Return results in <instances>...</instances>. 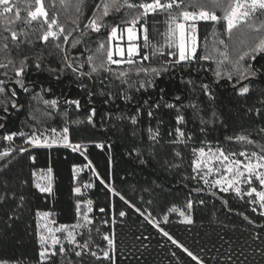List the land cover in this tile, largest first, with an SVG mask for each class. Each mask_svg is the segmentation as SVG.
Here are the masks:
<instances>
[{"label":"trees","instance_id":"16d2710c","mask_svg":"<svg viewBox=\"0 0 264 264\" xmlns=\"http://www.w3.org/2000/svg\"><path fill=\"white\" fill-rule=\"evenodd\" d=\"M104 2L43 0L48 20L55 18L65 28L47 42L41 39L48 27L44 18L26 23L35 0H10L14 11L0 15V65H7L0 67V152L10 150L0 157V261L264 264V210L259 203L245 193L218 188L195 168L200 148L264 154V53L252 52L264 32L247 24L229 32L222 19L203 20L190 61L109 63L112 29L129 26L143 10L117 0L103 16ZM150 2L128 0L132 5ZM226 7V0H183L170 11L205 10L223 17ZM93 18L101 24L99 32L85 27ZM262 23L264 14H258L257 27ZM20 67L24 71L17 76ZM242 72L251 78L243 95V86L233 88L246 80L240 79ZM76 100L78 104L72 103ZM13 133L11 141L4 140ZM33 135H49L58 143L66 136L71 147L28 148L24 143ZM76 145L80 147L74 151ZM49 169L52 185L46 193L37 187L36 175ZM89 200L91 223L85 224L77 204L84 212ZM43 213L52 214L57 226L84 225L74 230L80 244L88 241L82 255L76 256L81 249L62 238L65 252L58 246L55 255L41 260ZM104 236L113 241L111 246ZM104 251L110 259L103 257Z\"/></svg>","mask_w":264,"mask_h":264},{"label":"snow or ice","instance_id":"6c2138e0","mask_svg":"<svg viewBox=\"0 0 264 264\" xmlns=\"http://www.w3.org/2000/svg\"><path fill=\"white\" fill-rule=\"evenodd\" d=\"M63 3V0H61ZM183 0H166V2H162V0H151L150 3H142L140 5H132L128 4V0H124V3L127 4L128 7L130 8H140L143 11L140 12L139 15H137L135 18H133L130 22L129 27H127L126 31L128 33V39L130 41L136 39V31H135V26L137 22L141 19V17L147 16L149 13H156L158 11H167L169 12V22L171 25H174V27L169 28V35L172 38V42L175 43L176 47L178 48V54H179V60L180 61H185L189 60L192 56V54L195 52V47L193 46L191 49L188 48L187 42H186V33L187 32H195L196 25L195 21L199 20H211V21H219V20H224L226 21L227 24V30L231 32L233 29L237 28L238 26L242 24H247V27L250 30L256 31V32H264V23H262L259 27L256 25V19L258 18V14H264V0H226L227 7L225 8V12L223 17H218L214 12L210 13L205 10H201L199 12H190L187 10L180 11L177 15H172L171 11L173 7L175 6L176 8H180ZM0 5H3V12H0V15H5L8 13H11L14 11V8L9 6L10 5V0H0ZM117 5V0H105L103 4V16H107L109 14V8L110 7H116ZM99 7V5L97 6ZM118 10V8H117ZM16 18L19 19V11L15 12ZM40 18H44V23L48 25L47 30L44 31L41 39L45 42L49 40V38L56 39L59 37L60 34L65 32V28L58 24L57 20L53 18L51 21L48 20V12L46 11L43 0H35V8L34 10H29L28 11V20L26 23H31L32 21H36ZM188 21H193L191 24H187L186 22ZM11 22V21H9ZM53 25H56L58 28V31H53ZM85 27H90L93 31L99 32L101 28V24L97 22L96 18L90 19L88 22V25ZM145 31V41L147 40L146 32L147 29H144ZM117 33V28L112 29V36H115ZM12 40L15 41L17 39V34L16 32L11 33ZM65 42L68 39V36L65 35L64 37ZM58 46V45H57ZM7 48V45L4 46ZM104 45H100V49H103ZM121 55H123V51L119 50ZM136 51V48L134 46H129L128 48V55L131 56L134 52ZM253 53H264V37L259 39L256 47L252 49ZM225 58H227V54L225 53ZM248 53H245L243 56L240 57L241 60L244 59L245 56H247ZM113 53L109 49L107 52V60L109 63H120V61H115L112 59ZM147 57H145L146 59ZM92 57H89V60H91ZM204 59H207V57H204ZM252 59H255V55L252 56ZM132 61L129 60V63ZM179 62V61H177ZM23 63V62H22ZM39 66V65H37ZM71 66V65H69ZM0 67H7V65H0ZM103 67V65H101ZM96 69L93 68V71ZM24 69L23 67H20L19 69L16 70V75L20 76L22 75ZM145 71H147L145 69ZM252 75H255V73H251ZM121 75H124V73H121ZM219 75V73H217ZM247 77L244 76L243 72L240 75V79H246ZM229 79H231V76H229ZM19 82V81H18ZM3 81H0V93L4 92L3 88ZM207 87V86H205ZM27 89H25L26 91ZM240 94L243 95L245 93L249 92V88L247 86H243L239 89ZM12 95H15V92L13 91ZM47 103V101H46ZM53 105H55L56 101L51 102ZM72 103H77L78 102H72ZM15 106V105H14ZM171 107V105H169ZM151 115V113H149ZM183 117L178 116L177 117V122H182ZM65 133H67L68 129L65 128L63 130ZM176 132L178 135L183 136V133L180 131L179 128L176 129ZM16 135L13 133L12 135H8L5 137L6 140L11 141L13 139V136ZM20 135H23V133H20ZM65 140H67V137H64ZM238 140L240 141H246L248 143H252V141H249L247 137L245 136H239L237 137ZM33 143H38V138L33 137L32 138ZM79 145L73 146V150L76 151L79 149ZM25 149H20V151H24ZM10 150H6L4 152H0V157H5L9 155ZM201 155L204 154V150L200 149ZM221 156H223V159L225 161H228V157L224 156V154L221 152ZM235 155V154H232ZM241 156H245L248 160L247 163H243L240 160H235V161H229V164H231L230 167H227V172L231 173V178L227 180V183L229 187H233L236 193L239 195L241 194V189L237 185L239 183H246L251 185L253 178L259 182V185L261 186V190H257L256 187H250L249 191L247 192V195L249 197H252L253 194H255V197L258 198V200H253V203H259L261 208H264V171H259V169H264V154H258L256 152H252L251 156L248 157L247 153L241 152ZM256 158L255 163L252 162V158ZM241 165L242 169L241 170ZM86 166H91V162H89L88 165ZM49 172H51V169H49ZM245 173H247V176H245ZM207 182V181H205ZM215 183L220 184L222 183L221 180H217ZM37 187H40V185H37ZM87 187V186H86ZM40 190L42 192L51 191V187H40ZM224 191H228V188H224ZM76 192H80V188L75 189ZM87 204V210L84 212H81V205L80 203L77 204V213L78 215L82 216L83 221L85 224H90L91 220L88 216V213L92 211L91 204L92 201H86ZM191 205L189 204V207ZM103 211V209H101ZM182 216L184 215L183 212L180 213ZM43 216L47 217L49 214L44 213L42 214ZM124 212H120V216H124ZM261 215H264V212L261 213ZM187 222H191V218L187 217L186 218ZM84 225L77 223L75 225L71 226V229L67 225H61L58 228H48V232L51 237V244L53 248H55L56 245H59V252L64 253L65 252V247L61 243V237L55 235L57 232H63L66 233V235L63 237V239L67 240V242L70 245H75L76 247L80 248L81 251H76L75 255L80 256L82 255V251L84 249L88 248V241H85L83 244H80L79 241L76 239V233L75 229L79 227H83ZM47 227V225H45ZM163 231V229H161ZM165 236H168L167 232L163 233ZM104 239L108 241L109 246L113 244V241L109 239L108 236H104ZM169 239H172L169 236ZM40 242L41 245H45L47 242V238L45 236L40 237ZM173 243H178L177 241L173 240ZM180 247L183 248V245H180ZM184 251L187 252L189 256H191L194 260L197 259V257L193 256V254L188 251L187 248H184ZM49 249L47 247H42V251L40 252V257L41 260H46L49 258ZM52 255H55V251H52ZM91 255L96 256V252H91ZM103 257L105 259H110L109 253L107 251L103 252ZM99 258V257H98Z\"/></svg>","mask_w":264,"mask_h":264},{"label":"rangeland","instance_id":"374dc122","mask_svg":"<svg viewBox=\"0 0 264 264\" xmlns=\"http://www.w3.org/2000/svg\"><path fill=\"white\" fill-rule=\"evenodd\" d=\"M151 14L149 22H146L143 27L141 25L136 24L135 31H136V39L130 41L128 39V33L126 31L127 27H115L117 28V33L115 36H112V32L110 33V50L113 53L112 59L115 61H120V63H129V60L132 62L134 61H159L162 59H168L171 61H174L176 63L180 62H186L192 60L195 52L192 54L191 58L189 60L180 61L179 60V54H178V48L176 47L175 43L172 42V38L169 35V28L174 27V25H171L169 22V15H161V16H153V13ZM200 21H195L196 29L195 32H187L186 33V42L189 49H191L193 46L195 47V50L197 48V42H198V24ZM187 24L193 23V21L186 22ZM147 29L146 36L147 40L145 41V31L144 29ZM53 31H58V28L56 25H53ZM61 35V34H60ZM134 46L136 48V51L129 56L128 55V48L129 46ZM122 50L123 55L120 54L118 51ZM145 57H147L145 59ZM179 61V62H177ZM131 62V63H132ZM38 138V143H33L32 138ZM28 148L31 147H46L50 148L53 146H66L70 147V144L68 140H63L62 142L58 143L54 138H51L49 135H33L30 138H28L25 143ZM200 149L204 150V154L201 155ZM198 150L197 160L195 163V168L198 170V173H202L206 176V178L210 181V183H213L218 188L224 189L228 188V191H233V187H229L227 180L231 178V173L227 172V167H230L231 164H229V161H235L240 160L243 163H247L248 160L245 156L241 155H232L226 153L222 149L217 148H211V147H205L200 148ZM223 153L224 156L228 157V161H225L223 159V156L220 155V153ZM248 157L251 156V154H247ZM256 158H252V162L255 163ZM241 170L242 165H241ZM259 171H264V169H259ZM245 176H247V173H245ZM209 177V178H208ZM36 180L40 184L41 187H51L52 183V177L50 172H43L38 173L36 175ZM217 180H221L222 183L217 184L215 183ZM241 189V193H245L247 195V192L249 191L250 187H256L257 190H261V186L259 185V182L253 178L252 184H246V183H239L237 185ZM46 193H50L48 191H45ZM253 197L258 200V198L255 197V194H253ZM264 210V208H262ZM44 214V213H43ZM49 215L47 217L40 215V237L43 235L47 238V242L45 245H41V251L42 247H47L49 249L48 255L52 253V251H57V247L59 245H56L55 248H53L51 244V237L48 232V228H58L60 226H57L55 224L53 215L48 213ZM47 225V227H45ZM55 235L61 237V243L62 236L60 232L55 233ZM62 235H66V233H63ZM67 241V240H66ZM60 247V246H59ZM0 264H13V263H7L0 261Z\"/></svg>","mask_w":264,"mask_h":264},{"label":"water","instance_id":"95a60500","mask_svg":"<svg viewBox=\"0 0 264 264\" xmlns=\"http://www.w3.org/2000/svg\"><path fill=\"white\" fill-rule=\"evenodd\" d=\"M249 79H251V78H248V79H246V80L240 82L239 84L235 85L233 88H234V89H238V88H240L241 86L245 85V84L248 82ZM24 88H25V87H23V89H24ZM90 107H91V106H88L87 108H90Z\"/></svg>","mask_w":264,"mask_h":264},{"label":"built area","instance_id":"2783aa9c","mask_svg":"<svg viewBox=\"0 0 264 264\" xmlns=\"http://www.w3.org/2000/svg\"><path fill=\"white\" fill-rule=\"evenodd\" d=\"M144 26V24H141V27H143ZM74 102V101H73ZM75 102H77V100L75 101ZM77 104V103H76ZM6 140V139H5ZM6 141H9V140H6ZM70 147H71V145H70Z\"/></svg>","mask_w":264,"mask_h":264},{"label":"bare ground","instance_id":"6f19581e","mask_svg":"<svg viewBox=\"0 0 264 264\" xmlns=\"http://www.w3.org/2000/svg\"><path fill=\"white\" fill-rule=\"evenodd\" d=\"M4 140H5V138H4ZM6 141V140H5ZM7 142H9V141H7Z\"/></svg>","mask_w":264,"mask_h":264}]
</instances>
